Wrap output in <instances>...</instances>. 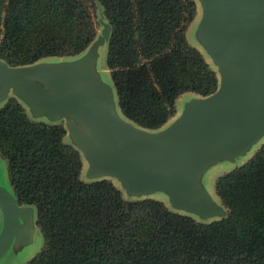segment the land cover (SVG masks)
<instances>
[{
  "label": "trees",
  "instance_id": "trees-1",
  "mask_svg": "<svg viewBox=\"0 0 264 264\" xmlns=\"http://www.w3.org/2000/svg\"><path fill=\"white\" fill-rule=\"evenodd\" d=\"M110 25L106 67L121 113L150 130L176 99L213 93L218 75L186 30L194 0H0V59L12 66L82 53ZM63 123L32 119L14 97L0 107V155L19 204L34 206L43 245L26 264H264V142L215 180L227 210L210 222L163 201L126 199L111 179L86 181Z\"/></svg>",
  "mask_w": 264,
  "mask_h": 264
},
{
  "label": "water",
  "instance_id": "water-1",
  "mask_svg": "<svg viewBox=\"0 0 264 264\" xmlns=\"http://www.w3.org/2000/svg\"><path fill=\"white\" fill-rule=\"evenodd\" d=\"M202 1L206 10L199 39L218 72V87L188 99L164 128L150 130L128 120L104 91L92 93L94 101L82 95L80 86L87 79L100 84L93 76L94 60L98 46L109 38V24L69 69L44 61L12 66L0 59V102L12 94L33 118L64 120L70 143L87 163L88 180L114 179L130 197L163 193L177 212L201 220L223 218L226 208L199 183L209 166L241 152L221 137L224 130L228 134L236 105H243L245 117L264 111V0ZM33 208L20 207L0 184V257L15 237L27 240L21 218L29 214L31 219Z\"/></svg>",
  "mask_w": 264,
  "mask_h": 264
},
{
  "label": "rangeland",
  "instance_id": "rangeland-1",
  "mask_svg": "<svg viewBox=\"0 0 264 264\" xmlns=\"http://www.w3.org/2000/svg\"><path fill=\"white\" fill-rule=\"evenodd\" d=\"M194 1L196 3V14L194 20L187 27L186 38L191 45H193L196 48H199V46H201L199 37L200 34L202 35L204 31V25L201 18V14L204 13V11L206 10V5L205 2H203L202 0H194ZM92 13L96 25L95 26L96 35L92 41L93 43L106 30V25L108 24V22L105 19V16L103 15V12L99 5H93ZM107 42L108 40L104 41L103 44L98 46L96 50V57L94 60V64H95L94 69L96 71L93 73V76L98 80L100 84L94 85V83H92L90 79H87L86 85L80 86V90L82 95L83 93H85L86 98H89L92 101H94L91 95L92 93L98 91L101 92L104 91L109 95L110 99L117 106L118 101H117L116 91L114 89L109 70L106 67ZM89 46L84 51H86L89 48ZM201 52L204 55L205 59L211 63L212 60L202 48H201ZM79 55L80 54L73 56H63V57H45L38 61L51 62V64L54 63V65H50V66H55V64L57 63L60 65H56L55 67L69 69L71 67L72 62L77 60V56ZM53 81L56 82V80ZM102 84L105 87V89H103ZM188 99H190L188 95H183V98L181 95L179 102H177V108L180 111H182L184 104ZM2 105L3 103L0 102V107ZM116 106H115V110H117ZM29 115L32 119H35L31 116L30 113ZM174 117L171 118L169 122L172 119H174ZM35 120H44L50 122L45 117L36 118ZM59 122L65 124L64 120H60ZM227 129H228V134L224 130L221 135L222 139H225L227 137V140L232 142L234 149H238L239 151H241L240 154H237L236 157H234L231 160H220L209 166L206 170L202 172L199 183L201 188L204 189V191L208 194V196L209 195L212 196L218 202H220V199L217 197L214 188L216 178L228 171H231L235 167L245 163L264 142V111H262L261 113L255 116L245 117L243 105L239 103L238 105H236L230 119L227 121ZM65 141L69 143L71 141L70 136L69 137L66 136ZM86 167H87V163L83 161L81 176L84 180L90 181L86 177ZM150 170L159 172L158 170H154V169H150ZM165 172L170 173L169 175L174 173L173 171L170 170H167ZM111 181L114 183V185H116V187H118L122 191V194L126 199H137L128 196L126 192L123 189H121L120 184L116 180L111 179ZM0 184L4 185L10 192H12L8 183L7 162L5 158L1 155H0ZM151 196H153V198L155 199L163 201V203L167 207L174 210V208H172L173 206L171 205V203H169L167 196L165 194L153 193ZM19 206L30 207L32 205L19 204ZM178 212L183 213L181 211ZM187 215L192 216L195 220L201 222H210L213 220L220 219L219 216H214L206 220H201L198 216L194 214L188 213ZM29 216H30L29 214H25L21 218L23 229L25 231L26 230L28 231V235L26 238L27 240L25 241L24 237L21 239L19 237H15L12 243L10 244V246L5 251V253L0 257V264H26L29 261V259H31L34 255H36L38 251L41 249L43 245V236L35 223V219H36L35 208H33L32 210L31 219L29 218ZM0 229H1V216H0Z\"/></svg>",
  "mask_w": 264,
  "mask_h": 264
},
{
  "label": "crops",
  "instance_id": "crops-1",
  "mask_svg": "<svg viewBox=\"0 0 264 264\" xmlns=\"http://www.w3.org/2000/svg\"><path fill=\"white\" fill-rule=\"evenodd\" d=\"M201 46H199V50L201 51V48H200ZM211 65L215 68V70H216V67L213 65V63H212V61H211ZM216 72H217V70H216ZM217 75H218V72H217ZM218 80H219V75H218ZM182 95V98H183V95H188L189 96V98H192V97H196V96H198L197 94H194V93H191V92H186V93H183V94H181ZM181 95L176 99V114L173 116L174 117V119L180 114V110L177 108V102H179V99H180V97H181ZM10 97H14L12 94H9V96H8V99L10 98ZM15 98V97H14ZM7 99V100H8ZM17 99V98H16ZM7 100H4V101H2L1 103H5ZM25 108H26V106L19 100V99H17ZM26 110H27V112H28V114H29V111H28V109L26 108ZM119 111H120V109H119ZM121 112V111H120ZM122 114V113H121ZM30 116V115H29ZM173 117H171V118H173ZM170 118V119H171ZM169 119V120H170ZM174 119H172L171 121H173ZM169 120L164 124V125H162L160 128H164L165 126H167L170 122H169ZM57 122H59V121H57ZM57 122H50V123H57ZM64 126H65V124H64ZM66 128V127H65ZM160 128H158V129H160ZM155 130H157V129H155ZM66 132H67V130H66ZM66 136H67V133H66ZM66 136H65V138H66ZM64 138V139H65ZM70 143V142H69ZM75 147V146H74ZM80 152V151H79ZM82 156V155H81ZM82 161H84V159H83V157H82ZM107 179H110V178H107ZM113 180V179H112ZM149 197H151V198H153V196H149ZM0 216H1V213H0ZM1 224H2V217H1Z\"/></svg>",
  "mask_w": 264,
  "mask_h": 264
}]
</instances>
